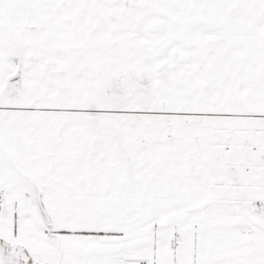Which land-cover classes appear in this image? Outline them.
<instances>
[{
    "label": "snow or ice",
    "instance_id": "obj_1",
    "mask_svg": "<svg viewBox=\"0 0 264 264\" xmlns=\"http://www.w3.org/2000/svg\"><path fill=\"white\" fill-rule=\"evenodd\" d=\"M0 264H264V0H0Z\"/></svg>",
    "mask_w": 264,
    "mask_h": 264
}]
</instances>
